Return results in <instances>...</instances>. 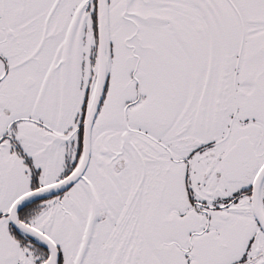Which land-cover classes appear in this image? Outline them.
Wrapping results in <instances>:
<instances>
[{
    "label": "snow or ice",
    "instance_id": "obj_1",
    "mask_svg": "<svg viewBox=\"0 0 264 264\" xmlns=\"http://www.w3.org/2000/svg\"><path fill=\"white\" fill-rule=\"evenodd\" d=\"M0 264H264V0H0Z\"/></svg>",
    "mask_w": 264,
    "mask_h": 264
}]
</instances>
